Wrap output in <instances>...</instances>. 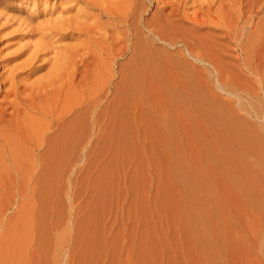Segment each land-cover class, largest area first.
<instances>
[{
    "label": "rangeland",
    "instance_id": "374dc122",
    "mask_svg": "<svg viewBox=\"0 0 264 264\" xmlns=\"http://www.w3.org/2000/svg\"><path fill=\"white\" fill-rule=\"evenodd\" d=\"M43 1L0 0V34L3 35L0 37V74L29 57L32 45L40 41L38 31L36 30V34L33 29H37L42 21V24L46 25L58 15L49 11V8L61 7L63 3L66 7V3L72 0H46V3ZM247 1L244 0L243 3ZM71 3L73 8L70 6L69 14L74 13L77 7H85L83 4H74L75 0ZM254 3L256 6L253 5ZM252 5L254 8L249 7V13H246L248 17L251 14L250 25L246 24L244 31L241 32L243 35L239 36L240 38L235 36V40L230 42L231 46L229 45V48L223 52L220 51L218 54L216 48V50L213 48L215 50L213 51L214 44L210 43L207 36L199 40L203 41V46L213 44L212 47H208L210 50L207 48V52L214 62L216 60L222 65L226 60L227 63L224 62L222 65L226 75H229L227 79H223V83L227 82L226 87L232 92H227V88L225 91L218 89L220 91L218 95L221 97L220 100H227L223 101L225 106L231 99L233 107L237 109L235 113L239 112L233 113L231 115L233 121L229 119L230 121L226 123L234 124L231 125L232 130L233 128L239 131L249 130L251 134L239 138L238 141H233L234 139L231 141L230 138H228L230 140L227 138L222 140V137L219 140V137L218 139L215 137L218 141L222 140L220 145L215 138L209 137V133L208 136L204 134L209 132L205 129L209 124V118L207 119L209 116L205 117L206 113H202L203 116L199 115L200 117L196 118L197 122L195 119L186 122L177 116L174 118L176 112L163 110L164 106L161 104L151 109L150 107L145 110L137 109L135 113L138 114L136 115L138 121L134 123L136 125H124L118 140L103 135L100 130L103 129L104 132L105 129L109 130V120L103 115L96 122L94 118L97 110H94L90 103L88 112L85 110V114L83 113L85 116L82 114L85 124L79 120L81 117H77L78 121L83 123V126L78 125V128L81 126L83 130L80 128L76 129L79 131L73 132V127H77L75 121V126L70 128L73 133V135L69 134L70 136L69 130L60 129L61 127L56 129L57 126L55 128L52 126L50 127L52 130L45 132L44 127L48 124L49 118L39 113H31L37 115L36 123L40 122L35 125V119L32 121L30 116L27 118V123L33 122L31 131L34 130L37 136L35 139L37 153L35 151L34 154L36 157L29 153L32 150L30 148L35 146L34 142L26 141L25 146L22 144L24 150L21 147L23 151L21 149L19 151V154L22 152L21 156L18 155L19 161L15 162L17 170L5 167L6 164L0 161L3 167L0 166V175L3 173L0 177V264H264V218H262L264 217V200H262L264 199L262 196L264 195V152H262L264 151V121H262L264 120V111H262L264 110V76L259 77L260 80H255L254 77L258 69L255 68L256 61L264 58L262 52L259 55L262 57L255 58L258 56L256 49L261 46L259 43H264L259 39L264 38V1L257 4L252 1ZM154 7V4L151 5L141 17H150ZM44 8L47 11L43 10ZM168 11V8L165 9L166 13ZM173 16L172 18L178 21V16ZM101 19L107 18L101 17ZM31 25L34 26L32 30H30ZM45 25L40 27L44 30ZM12 30L14 31L11 32ZM201 30L202 33L210 31L216 35L223 33L221 28L213 30L205 27ZM244 33H247L246 36ZM248 33L249 37H247ZM243 36L246 37L244 40ZM75 37L59 40L60 42L47 37L46 41L51 40L50 47L56 49L58 46L79 43L83 35ZM216 40L219 41V37H216ZM255 41L259 42L250 43ZM172 44L174 45L171 47L164 46V49L170 50L168 52V55H172V58L168 56L170 61L179 58L177 61L181 60L191 66H197L194 64L198 62L192 58L175 54L176 49L182 47L178 46L180 43L172 42ZM237 44H241L240 47ZM246 44L253 49L248 50L252 54H250L251 58L249 57L250 61L246 59V62H250L248 66H251V70L256 69L253 73L238 68L244 67L241 63L245 58L241 55L248 53ZM241 46L244 50H241ZM262 49L260 48L259 52L264 51ZM48 51L50 50H47L46 57L51 55ZM254 51L257 52L256 55ZM17 53L23 55L15 58ZM128 53L130 52L126 51L122 54L118 62L125 63L131 54ZM237 57L241 59L237 60ZM261 60L264 62V59ZM33 62L34 65L38 63ZM50 66L51 64H47L45 68L33 73L27 81H34L44 76ZM202 66V63H198L197 68ZM165 70H167L166 66ZM262 71H257L256 74L264 75ZM19 76L25 77L26 74L21 73ZM87 78L89 83V77ZM114 80L118 81V77ZM76 91L80 94L79 90ZM84 94L82 102H90L92 98L86 101L84 99L87 96ZM226 107L231 105L228 104ZM159 108L163 110L162 113ZM81 109L82 107H76L71 115ZM7 113L6 118L10 117L9 109ZM257 113L260 116L257 117ZM160 114L166 115L165 118L168 119H163ZM141 117L144 119L142 120ZM251 121L253 122L250 123ZM206 122L208 124L204 125L203 123ZM74 133H78L79 136ZM235 142L240 147L235 148L237 146ZM217 144L219 148L216 147ZM225 144L226 147L223 146ZM220 146L223 148L221 149ZM215 148L219 151H215ZM234 149L237 151L235 152ZM244 152L245 156H243ZM20 160L23 162L21 163ZM34 161L37 162L35 167L32 165ZM6 168L10 171L5 170ZM4 170L8 171L7 175Z\"/></svg>",
    "mask_w": 264,
    "mask_h": 264
},
{
    "label": "bare ground",
    "instance_id": "6f19581e",
    "mask_svg": "<svg viewBox=\"0 0 264 264\" xmlns=\"http://www.w3.org/2000/svg\"><path fill=\"white\" fill-rule=\"evenodd\" d=\"M248 1L243 3L244 0H75L74 4H83L85 7H81V8L77 7L76 11L72 14H69V13H70V9H71L70 6L73 5V3H71V2H74V0L68 1L69 3L68 4L66 3V7H64L65 6L64 3H63V5L61 4L62 5L61 7L60 6H56V7L51 6V8H49L50 9L49 11L56 12L58 15H56L54 18H52L51 21L47 22L46 25L42 24L43 21H42L41 25L39 23L38 27L35 25L37 27V29H33L34 24L31 25L32 27L30 28V30L33 29L35 31L34 33H36V30L38 31L37 32L39 34L38 39L40 41L39 42L37 41V44L32 45L33 46V47H31L32 49L30 48L32 50V52L29 54V57L28 58L26 57L25 58L26 60H24V62H20L16 65L14 64L15 66L12 65L11 68H8V70H5V73L0 74V161H3L1 163L6 164L7 166L5 165V167H10V168L12 167L14 169L16 167V164H17L15 162L19 161L18 155H20L22 153V152H20V154H19V151H20L21 147L25 144L26 141L34 142V144H35V146L33 148H30L32 150L29 151V153L31 152V154H33V155L35 154V151L37 153V143L35 140V139H37L36 138L37 136H36V133L33 132L34 130L31 131V129H33L32 128L33 122L27 123V121H28L27 118L29 116H30L29 118H31L32 121L35 119V122H34L35 125H37L38 122L36 123L37 115H33L34 113H36V114L39 113L40 115H42L46 118L48 117L49 122L46 125V127H44L45 132H48L51 129L50 127L53 126L55 128V126H57L58 128H56V129H59L61 127L60 129L69 130L68 132H70V133L66 132V133H68V135L69 134L73 135L72 131H70V128H72L75 125L77 126L76 128L73 127V132L74 131L77 132L79 130H76V129L82 128L81 126H83L82 124L85 122V118L82 116V114L83 113L85 114V112L88 110L89 103L92 105L94 110H97V114L95 115V118H94L96 122H97V119L99 120L100 118L103 117V115L106 116L107 119L109 120V123H110L109 130L105 129V132H104V130L102 129L100 131H102L104 133L103 135H106L107 137H111V139L117 138V140H118V138L121 135V128L123 129L124 125L133 126L134 123L136 121H138L137 120L138 117L136 116V115H138V114H136L137 109L145 110L148 107H150V109H151V107L155 108V107H158V105H160V104H161V106L162 105L164 106L163 107L164 109L159 106L163 110L175 111L176 115L174 118L178 117L182 120H185L186 122L187 121L190 122L194 119L197 122L196 118L199 115L203 116L202 113H206L205 117L209 116V117H207V119L209 118V121L207 120L209 122V124H208V122L203 123V124L204 125L208 124V127L205 126L206 127L205 129H206V131L208 130L209 132L204 133V134H206L207 136L210 134L209 137L210 136H212L213 138L217 137V139L219 137V140L222 138H223L222 140H224V138H225V140L230 138L231 141H232V139H234L233 141H235V140L238 141L239 138L242 139L241 137H246V135L251 134V132L250 133L248 132L249 130L248 131L243 130V129H242V131L241 130L239 131L238 129L234 130L236 128H233V130H232L231 125L234 126V124L231 122L226 123V121L231 120V117H232L231 115L233 113H235V111L237 110V109L235 110V108L233 107L231 99H230L231 102H230V100H228V102H229L228 104H229V106L231 105V107H226V106H228V104L225 106V103L223 104V101H227V100H225V99L220 100L221 97H220V95H218V92L220 93L221 90L225 91L227 88L226 86L228 85V84H226L227 82L223 83V79L224 78L227 79V77L229 76V75H226V70L222 68L223 63L226 60L223 61L222 65H221V63L216 62V60L214 62V59L210 58L212 56L209 57L208 52H207L208 49L210 50V48H208V47H210L213 44H214L213 47L211 46L212 50H213V48L214 49L216 48L218 50V51H216L217 53L220 51L223 52V50H225L226 48H229L228 46L230 45L231 41L235 40V36L239 37V36L243 35L241 32L244 31L243 30L244 26L248 23L250 25V23H251L249 20L251 17V14L248 17V16H246V13L247 12L249 13V7H251V6L253 7V5H255V3L252 5V1H255L257 4V3H261V1H264V0H248ZM250 1H251V3H250ZM40 2H41V0H40ZM43 2L46 3V0H44ZM153 4L155 7L152 10V13H151L152 15H150V17L144 16L145 18L144 17L142 18L141 15L144 12H147L149 10V8L151 7V5H153ZM72 8H73V6H72ZM167 8L169 11L166 13L165 9H167ZM190 9H192V11ZM43 10L47 11L45 8ZM95 10H96V12H95ZM45 11H44V14H45ZM41 13H43V12H41ZM41 13H40V15H41ZM51 13H49V14H51ZM173 15L178 16V19H177L178 21H176L175 18H172V17H174ZM4 17L5 16H3V18ZM101 17H106L107 19L102 20ZM7 19H8V17H7ZM254 23H256V22H254ZM44 25H45V28L43 30L41 27L42 26L44 27ZM205 27H209L213 30L214 29L217 30V29L221 28L223 30V33H222V35H216L215 33L213 34L210 31H208V32L203 31L204 33H202L201 28H205ZM24 29H26V28H24ZM13 31L14 30H12L11 32H13ZM16 31H18V30H16ZM247 32H249V31H247ZM239 33H241V34H239ZM256 33H257V31H256ZM3 34H5V33H3ZM246 34L244 33L245 36H246ZM78 35H83V38H82V40L79 41V43L77 42L76 44L64 45V46H60V47L58 46L56 49L54 47H50V45H51L50 41L51 40L46 41L47 37H50V39L51 38L55 39L56 42L57 41L60 42L59 40H64L65 38H76L75 36H78ZM2 36L0 34V37H2ZM203 36H207V38H209L210 43H213V44H211L209 46H207V45L203 46V44H202L203 41L202 42L199 41V40H201V38ZM249 36L250 35L248 33L247 37H249ZM252 36H253V34H252ZM252 36L250 38H252ZM216 37H219V41L216 40ZM244 38H246V37L243 36V40H244ZM250 38L248 40H250ZM259 39H260V42L264 41V40H261L264 38H259ZM255 40H257V39H255ZM204 41H206V40L204 39ZM172 42H177L178 44L180 43L178 46H182L181 48L176 49L177 52H175V54L176 53L179 55L181 54L184 57L192 58L193 60H195V62L197 61L198 63H202V65H203L202 68L201 67L197 68L198 63L194 64V65H197L194 67L188 63H184V61H181V60L177 61V59L179 60V58H177V59L175 58L176 60L172 59V61H170L171 59L170 60L168 59V56H169V58L172 56V55L170 56V54L168 55V52L170 50L167 51L166 49H164V46L169 45L171 47L174 45V44H172ZM237 42L240 43V41H237ZM256 42L257 41H255L254 43L253 42H250V43L255 44ZM250 43H248V44L251 45ZM260 44H261V46L264 45V43H259V45ZM240 45H238V46L240 47ZM246 46L248 48L247 49V51H248L249 49H252L251 46H253V45L248 47V45L246 44ZM257 46H258V44H257ZM261 46L260 47L258 46L259 47V48L257 47L258 49L254 48V50L255 49L258 50L257 51L258 56L255 58L262 57L259 55L264 53V51L260 50V52H259V49L264 48V46H262V47ZM241 48H242V46H241ZM28 49H25V50H28ZM168 49H170V48H168ZM47 50H50L48 52H50L51 55L46 57L45 54L47 53ZM215 50H213V51H215ZM241 50H244V49L242 48ZM262 50H264V49H262ZM126 51H129L131 54L128 53V55L130 54L129 58H127L125 63L121 64L118 62V58L121 57L122 54H125ZM257 52H255V55L257 54ZM19 53H17V55H15L14 57L18 58L20 55H23L22 53L21 54H19ZM23 53H25V52H23ZM248 53H249V51H248ZM248 53L246 52V55ZM252 53H253V51H252ZM175 54H173V57ZM218 54H217V56H219ZM244 54H242V55L240 54L241 56H244V58H245L244 62H242V60H240L242 62L241 64L244 67H238V68L239 69H245L248 72L252 71V73H253L256 69L254 70V68H252V70H251V66L250 65L248 66V64H250V62L249 63L246 62L247 58H248V60L251 58L250 57L251 53H249V55H247V56ZM42 55H44V56H42ZM211 55H213V54H211ZM27 56H28V54H27ZM254 56H252V57L254 58ZM177 57H178V55H177ZM240 57L239 58L237 57L238 58L237 60L242 58V57L241 58ZM180 58L182 59V57H180ZM261 59H264V58H261ZM261 59H259V61H256L258 59H256V60L254 59L256 61V65L261 66V68H260V66L255 67V68L261 69V70L257 69V71L264 70V68H262V65H264L262 63H264V62H262ZM183 60H185V59H183ZM217 60H219V59H217ZM33 61H37L38 62L37 65H34L35 62H33ZM240 61H238V63ZM220 62H222V61H220ZM258 62H260V63L262 62V63L260 64ZM47 64H51V66L47 69L46 74H44V76L42 75V77L40 76L39 78H36V80H34V81H30V82L27 81L33 73H36V72L40 71L41 69L45 68V66ZM229 64H230V62H229ZM236 64H237V62H236ZM165 66L167 67V70H165ZM25 67H27V68L24 69ZM3 69H4V67H3ZM229 69H230V66H229ZM238 71H236V73ZM257 71H255V73H254L255 80L259 79V77L261 78L262 76H264V75L258 76L256 74ZM228 72L229 71H227V74H228ZM262 72H264V71H262ZM21 73H25L26 76L25 77L19 76ZM85 77L86 78L89 77V80H90L89 83L87 80L88 78L86 79ZM116 77H118V81L115 82L114 78H116ZM240 77H242V76H240ZM77 78H78V80H77ZM229 79H230V77H229ZM243 82H245V81H243ZM76 90H79L81 95L78 94L79 92L77 93ZM75 91L78 94V96H77V94H75ZM227 92L231 93L232 91L228 90V88H227ZM251 92H253V90ZM83 94L85 96H87V97H85L84 100L88 101V98L89 99L92 98V100H90V102L88 101L87 103H85V101L82 102L83 100H81V99H82V97H84ZM226 94H228V93H226ZM79 95H80V97H79ZM254 97L255 96H253V98ZM249 99H251V96ZM250 105L252 106L251 103H250ZM241 106H242V104H241ZM76 107H80V108L82 107V109H81V111H79V110L75 111V114L72 116L71 113H73V109H76ZM92 107H90V108H92ZM228 108H230V109H228ZM8 109L10 110V113H9L10 117L6 118L5 116H6V114H8L7 113ZM162 109H160L161 113L163 112ZM233 110H234V112H233ZM149 111H151V110H149ZM262 111H264V110H262ZM237 112H239V111H237ZM31 113H33V114H31ZM77 114H80L81 116L80 115L78 116ZM160 115H162V114H160ZM139 116H140V114H139ZM142 116H143V114H142ZM162 116H163V119L166 117V115H162ZM256 116L258 117V116H260V114L257 113ZM77 117H81V119H79V118L78 119L81 120L83 123L81 121H78ZM82 117H83V119H82ZM141 118H142V120L144 119L143 117H141ZM160 118H161V116H160ZM165 119H168V118H165ZM75 121H76V123H79V124H76ZM231 121H233V120H231ZM262 121H264V120H262ZM80 122H81V124H80ZM252 122L253 121H251L250 123H252ZM74 123H75V125H74ZM42 124L44 125V123H42ZM236 124H237V122H236ZM78 125H81V126L78 128ZM33 126H34V124H33ZM219 127H221V128H219ZM253 127H255V126H253ZM35 128H37V127H35ZM128 128H130V127H128ZM200 128H202V127H200ZM255 128H257V127H255ZM203 129H204V127H203ZM82 130H83V128H82ZM106 130L108 132H106ZM252 130H250V131H252ZM35 131H36V129H35ZM125 132H128V131H125ZM81 133H82V131H81ZM197 133H199V132H197ZM74 134H76V133H74ZM254 134H255V130H254ZM124 135H125V133L122 134L123 137H124ZM77 136H79V135H77ZM49 139H51V138H49ZM230 139H228V140H230ZM54 141H55V139H54ZM221 141H218L219 142L218 144L221 145V143H220ZM235 143L237 144V142H235ZM218 144L216 146L217 148H219ZM226 144L229 145L230 143L229 144L226 143ZM226 144L223 146L226 147ZM232 144H234V143H232ZM241 145H243V144H241ZM220 147H221V149L223 148L222 146H220ZM237 147H240V145L237 144V146L235 148H237ZM217 148H215V151L217 150ZM227 148L230 149V147H228V146H227ZM22 149H23V147H22ZM223 150L225 151V148ZM240 150H241V148H240ZM25 151H26V149H25ZM213 151H214V149H213ZM217 151H219V150H217ZM234 151H235V149H234ZM236 151H237V149H236ZM221 152H220V155H221ZM262 152H264V151H262ZM227 153H229V152L227 151ZM234 153H232V154H234ZM208 154H209V152H208ZM216 154H218V153H216ZM226 154L224 156H226ZM24 155H25V153H24ZM227 156L230 157L229 154H227ZM227 156H226V158H227ZM243 156H245V152H244ZM33 157H36V156L34 155ZM244 158H243V160H245ZM35 161H34V164H32L33 166L35 164H37V162H35ZM4 162H6V163H4ZM8 162H9V164H7ZM20 162H21V160H20ZM242 163H243V161H242ZM0 166L2 167V165H0ZM17 166H19V165H17ZM28 166H29V164H28ZM221 166H222V164H221ZM29 167H31V166H29ZM34 167L33 168L31 167V168L34 169ZM31 168H29V169H31ZM7 169L8 168H6L5 170H7ZM36 169H37V167H36ZM5 170H4V173H6V175H7L8 171L6 172ZM8 170L10 171V169H8ZM15 170H17V169L15 168L14 171ZM244 170L245 169H243V172H244ZM30 171L34 172L33 170H30ZM32 172L30 174H32ZM1 175H0V177H1ZM176 175H177V173H176ZM33 179L36 180L34 178V176H33ZM253 182H254V180H253ZM253 182H252V184H253ZM185 188H187V187H185ZM34 190H35V188H34ZM34 190H33V194H34ZM189 194H190V192H189ZM192 196H195V195H192ZM262 196H264V195H262ZM187 197H188V195H187ZM262 200H264V199H262ZM197 201H198V199H197ZM262 218H264V217H262ZM19 219H21V218H19ZM29 219H30V217H29ZM194 220H192V221H194ZM195 237H197V236H195ZM10 238H11V236H10ZM23 238H24V236H23ZM23 238H21V239H23ZM197 238H199V237H197ZM197 242H198V240H197ZM205 243H206V241H205ZM11 245H12V243H11ZM17 247H18V245H17ZM11 250H13V249H11ZM208 258H210V257H208Z\"/></svg>",
    "mask_w": 264,
    "mask_h": 264
}]
</instances>
